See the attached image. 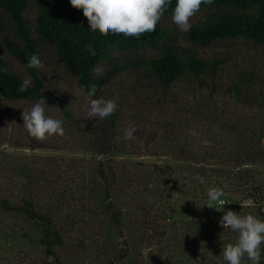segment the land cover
<instances>
[{"label":"trees","instance_id":"trees-1","mask_svg":"<svg viewBox=\"0 0 264 264\" xmlns=\"http://www.w3.org/2000/svg\"><path fill=\"white\" fill-rule=\"evenodd\" d=\"M176 2L171 0L163 17L174 12ZM204 9L207 15L187 32L194 45L209 47L239 39L264 45V0H213L211 5H202L200 10ZM0 11L8 18L15 35L13 39L4 36L3 45L24 67L30 81L26 91H18L25 80L0 51L1 98L33 102L44 97L46 103L63 109L62 100L47 91L41 69L27 67L33 54L41 59L43 44L52 48L85 94L92 84L97 86L93 98L106 90L119 93L115 101L117 111L98 123L80 121L70 111H63L66 129L74 131L85 149L101 156L84 166L78 160L51 157L19 166L14 171L24 182L13 184L12 189L6 190L8 195H0V212L24 220L35 229L44 255L52 260L50 264H66L64 254L73 249L72 229L97 226L89 220L92 215L93 219L99 216L102 220L98 230L106 248L102 264H174L178 256L201 258V254L196 256L185 247L198 245L207 234L204 219H182L169 199L172 192L167 185L179 172L171 165L156 168L113 159L114 151H127L116 137L122 101L128 97L129 101L148 98L154 100L155 110L170 125L188 121L178 113L183 110L189 115H204L216 125L227 124L228 135L239 136L234 152L184 149L180 154L188 160L214 161L232 154L242 162L262 161L263 70L242 63L234 65L224 56L206 57L195 49L181 51L168 43L172 33L162 19L154 32L137 39L112 33L105 37L99 31L93 32L83 11L73 8L70 0H0ZM29 11L33 12V21L27 18ZM88 45L95 49L94 56L87 50ZM149 49L159 53L143 55ZM97 68L101 69L99 74ZM122 75L132 80L129 85L124 86ZM221 79L227 80L224 86L238 101L247 98L250 104L257 105L261 119L252 122L240 115L219 116L215 106ZM167 105H172L173 110ZM192 170L196 176L206 172L199 166ZM237 171L235 175L241 174V180L249 181L247 170ZM145 197L154 200L143 201ZM222 250L215 252L223 253ZM263 252L261 248L260 264H264ZM211 261L208 264H217Z\"/></svg>","mask_w":264,"mask_h":264},{"label":"rangeland","instance_id":"rangeland-1","mask_svg":"<svg viewBox=\"0 0 264 264\" xmlns=\"http://www.w3.org/2000/svg\"><path fill=\"white\" fill-rule=\"evenodd\" d=\"M172 15L173 13L162 18V22L172 33L168 41L169 44L177 45L183 52L195 49L206 57H227V60L234 65L242 63L247 67L251 65L259 67L263 70L264 76V45H256L249 40L239 39L217 43L209 47H198L188 40L187 32H182L173 22ZM205 15H207V11L200 10L191 19V25L198 24ZM27 18L33 21L32 11L28 12ZM4 36H10L13 39L15 35L8 18L0 11V51L9 59L12 68L24 80L29 81L24 67L4 47ZM142 53L145 56H156L159 51L149 49ZM40 60L43 63V67L40 69L46 79L47 91L59 97L64 106L62 109L58 105L46 103L45 113L51 118L63 121L65 135L63 137L54 135L42 142L35 140L24 127L22 113L24 110H30L38 101L8 100L0 97V195L2 196L10 193L6 190L12 189L13 184L24 182V179L14 170L31 160L37 161L39 158L49 157L58 160L73 159L80 161L84 166L101 156L85 149L74 131L66 129L63 120V111L68 110L80 121L90 124L100 121L98 117H88L90 102L85 99V93L79 89L75 79L66 72L49 45H42ZM121 78L124 86L129 85L132 81L128 75H122ZM226 81V79H221L222 85L217 96L215 110L219 116L237 117L240 115L242 119L248 118L247 120L252 122L261 119V116L258 115L257 105L250 104L251 101L247 98L243 102L238 101L233 92L224 86ZM118 95L117 92L106 90L99 93L96 98L103 97L117 101ZM128 98H123L120 122L116 127L118 142L127 151L126 153L114 151L113 159L128 165L146 164L154 165L156 168L171 165L174 167L179 173L167 186L172 192L169 199L176 207L177 215L182 219H204L207 226V234L198 245L185 247L190 253L196 256L199 253L202 257L178 256L173 263L208 264L212 260L211 263L227 264L224 252L217 253L215 250L220 248L224 251L227 244H234L237 241L238 234L229 228L221 227L220 221L228 210L241 216L251 214L258 219L264 218V160L242 162L240 157L232 156V154L214 161L188 160L180 154L184 149L198 152H234L238 149L236 144L239 136L237 133L228 135L229 126L227 124L216 125L204 115L198 113L189 115L187 112L183 113V110H179L178 113L188 121H181L180 125L173 123L170 125L168 120L162 118L155 110L154 100L142 97L135 101H129ZM167 107L171 111L173 110L172 105H167ZM134 117L137 118L136 121ZM132 127L137 129L134 133L135 138L125 140L124 130ZM151 152L159 154L151 155ZM196 166L204 167L206 172L203 175H197V177L192 170ZM238 169L247 170L245 174L248 175L249 181L241 180V174H234V172H238ZM201 187L206 190H202ZM210 188L223 190L224 195L221 199L225 201V205L209 200L208 191ZM142 200L153 201L154 199L145 197ZM208 204H211L213 208L208 207ZM258 207H260V211H257ZM97 217L93 219L95 217L92 215L89 219L97 223V226L94 225L93 228L76 227L72 229L73 249L72 253L64 254L66 264L103 263L102 258L106 254V248L104 249L98 231L102 220L99 216ZM37 234L35 229L31 228L24 220L0 212V264H50L52 260L44 255L37 242ZM221 242L225 244H221ZM212 250L213 252H211ZM242 264H252V262L245 258Z\"/></svg>","mask_w":264,"mask_h":264},{"label":"clouds","instance_id":"clouds-1","mask_svg":"<svg viewBox=\"0 0 264 264\" xmlns=\"http://www.w3.org/2000/svg\"><path fill=\"white\" fill-rule=\"evenodd\" d=\"M212 3L213 0H177L172 20L182 32H188L192 26L190 21L200 11L201 6ZM70 4L73 8L83 11L93 32L99 31L105 37L112 33L138 39L155 31L171 0H70ZM87 50L93 56L96 54L91 45L87 46ZM27 67L42 68L43 63L33 54ZM100 71L101 69H96L97 74ZM29 84L30 81L25 80L18 91H26ZM96 92L97 86L92 84L85 94V99L90 102L88 117L106 119L117 111L118 105L112 99L93 98ZM46 107V98L42 97L30 110H24L22 113L24 127L32 138L40 142L54 135H65L63 121L47 116ZM124 131V139L132 140L137 129L132 127ZM223 195V190L219 188H210L208 191L209 200L220 205L225 203L221 199ZM207 206L213 208L211 204ZM220 225L238 234L237 241L227 244L224 248L223 255L227 264H242L245 258L252 264H260L261 248L264 245V221L251 214L241 216L228 210L224 213Z\"/></svg>","mask_w":264,"mask_h":264},{"label":"built area","instance_id":"built-area-1","mask_svg":"<svg viewBox=\"0 0 264 264\" xmlns=\"http://www.w3.org/2000/svg\"><path fill=\"white\" fill-rule=\"evenodd\" d=\"M225 204V203H224ZM262 221H264V218H260ZM263 260H264V252H263Z\"/></svg>","mask_w":264,"mask_h":264}]
</instances>
